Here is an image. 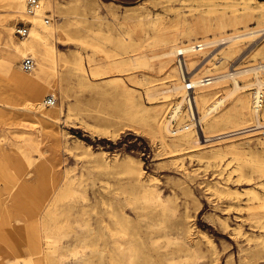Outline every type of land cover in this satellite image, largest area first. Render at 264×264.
<instances>
[{
	"label": "rangeland",
	"instance_id": "374dc122",
	"mask_svg": "<svg viewBox=\"0 0 264 264\" xmlns=\"http://www.w3.org/2000/svg\"><path fill=\"white\" fill-rule=\"evenodd\" d=\"M260 2L264 4V0H43L41 17L44 21L52 18L49 24L55 29L46 39L56 53V77L45 79L44 85L51 91L39 103L52 107L44 101L53 96L51 92L55 94L58 149L50 144L44 121L23 113L18 105L24 93L19 89L20 82L2 72L5 50L10 46L0 32V142L4 148L0 152V178L14 180V174L30 171L28 179L37 180L49 170L59 173L60 180H73L76 188L72 190L70 185L62 190L56 201L61 210L52 218L44 217L51 220L55 239L43 238L40 264H52L49 252L53 246L62 253V264H79L81 258L86 259L85 264H128L125 250L132 264H264V209L257 210L260 223L249 217L248 210L249 204L264 202V188L260 186L264 183V134L205 141L203 133L209 136L210 131L203 122V133L190 127L165 135L163 144L141 120L144 109L163 101L161 96L157 102L144 97V67L134 69L138 83L126 80V65L116 73L118 78L110 75L91 82L85 81L81 71H71L76 59L84 61L90 54L108 55L106 59L122 62L135 53L160 50L153 44L161 33L156 25L177 31V41L182 42L200 38L201 34H191L192 27L204 18L214 24L215 16L222 11L227 15L251 11L247 26L258 27L264 13ZM12 12L0 7V31L10 24L16 42L30 35L19 38L15 34L18 24L30 23V28L41 31L36 17ZM227 30L233 32L231 27ZM228 45L203 50L199 67L208 60L217 65L223 62ZM263 46L264 34L243 39L240 51L223 64L227 69L259 65L264 62ZM36 49L26 52L36 59L33 72L22 70L23 58L15 63L23 75L37 72L41 46ZM173 67H166V72L172 74ZM245 79L252 80V76ZM122 80L130 84L136 107L120 86ZM177 100L172 97L167 102L173 106ZM188 108L184 102L185 124L190 123ZM220 128L225 126L216 130ZM28 133H32L42 154L27 142ZM176 156L180 164H175ZM103 157L110 161L116 157L115 171L120 172L119 180L108 177L119 192L116 198L109 196L110 210L102 204ZM128 164L143 168L148 189L132 186ZM155 190L168 207L164 214L154 211V204L145 197ZM69 205L74 209L68 211ZM14 239L16 252L29 258L27 244L18 237ZM115 240L122 243L123 253ZM177 248L182 250L171 255ZM5 253L7 262L0 260V264H16L14 253Z\"/></svg>",
	"mask_w": 264,
	"mask_h": 264
},
{
	"label": "bare ground",
	"instance_id": "6f19581e",
	"mask_svg": "<svg viewBox=\"0 0 264 264\" xmlns=\"http://www.w3.org/2000/svg\"><path fill=\"white\" fill-rule=\"evenodd\" d=\"M258 4L264 9L263 3ZM0 7L13 11L12 13L17 16H19L18 13L26 12L24 0H0ZM46 7H49L47 2ZM32 16L36 17L35 20L41 31L31 27L29 30L30 39L27 38L18 43L14 39L13 27L10 24L1 28L0 32L5 39L4 43L10 46L5 50V61L1 69L14 82L21 83L19 89L24 93V98L18 100V105L22 107L23 113L36 116L44 121L48 129L45 134L52 147L58 149L56 125L59 116L58 107L52 105V107L46 108L39 103L40 98L51 91L50 87L44 85L45 79L56 77L54 75L56 53L46 39V35L52 36L55 29L47 21H44L40 10ZM251 16V11L233 13L232 15H227L225 11H222L215 16L214 24L204 18L190 30L192 35L201 34V39L187 38V42L177 41V31L166 30V27L156 25L157 30L161 33L154 39L153 44L159 46L160 50L135 53L127 61L122 62L116 59H106L109 57L108 55L96 57L95 54H90L84 57V61L82 58L76 59L71 64V71L76 74L81 71L85 81L91 82L93 79H101L110 75H112L110 76L112 79L118 78L116 73L122 71L121 67L126 65V71H129L126 80L130 83H138L140 80L134 74V69L144 67L142 74L144 76L142 84L144 97L150 102H157L161 96L163 101L149 109H144V116L141 120L143 126L155 132L163 144L165 135L181 132L190 127H195L199 134L203 133V122L210 131L209 136H205L203 133L205 141H224L244 134H264V62L259 65H248L235 69H227L223 64L224 60L240 51L243 39L264 34V13L258 27L247 26ZM228 27H231L233 32L229 33ZM243 27L244 29L241 30L240 28ZM225 43L229 45L224 57L221 58L223 62L217 65L208 60L207 63L199 67L203 50ZM37 45L41 46V62L37 72L27 76L23 75L15 63L20 58L24 59L27 56L35 59L32 54L26 56V52L37 50ZM139 48H141L140 45H138ZM261 51L264 54V46ZM169 65H174L172 74L166 72V67ZM48 66H51L53 71L48 69ZM34 70L35 68L26 73L29 74ZM193 71L195 72L193 73ZM248 76H252V80L245 79ZM241 79L243 82L240 81ZM114 81L116 82V79ZM228 81L231 82V85H227ZM119 84L130 97L132 106L136 107L137 103L134 101L130 84L123 80L119 81ZM51 94L55 95L52 92ZM261 95H263L262 102L259 101ZM172 97L178 99L173 106H171L172 102H167L171 101ZM184 102L188 104L187 111L190 113V123L187 124L182 122ZM140 104L142 105V103ZM173 123L175 124L173 125ZM221 126H225V128L216 130ZM199 141L201 142L200 139ZM27 142L32 143L36 151L40 150L32 133L27 134ZM3 151L4 148L0 142V152ZM39 152L42 154L41 150ZM116 160V157L111 161L107 160V157H103L102 163L105 177L101 180L103 184L102 204L109 210L112 208L109 196L116 198L119 195L118 188H115L108 180V177H113L115 180L120 179V172L115 171ZM177 160L176 156L174 162L180 164ZM126 170L130 174L128 179H131L132 186L140 185L145 190L148 189L144 184L145 175L142 167H133L128 164ZM30 175L31 172L27 171L21 176L14 174L17 177L14 180H10L8 177L0 178V260L2 261L7 262L8 255L5 251L10 250L14 253L13 262L16 264H40L44 254L43 238L53 240V242L55 239L50 219L44 217L52 218L61 210L56 201L62 190L69 189L70 185V189L75 188L73 180H60L59 173L56 174L54 171L43 172L42 177L39 176L37 180L28 179ZM260 186L264 188V183H261ZM253 193L254 196L257 195L255 192ZM147 195L150 196L145 197L154 204L152 206L154 211L160 210L163 214L167 211L168 207L158 191L155 190ZM157 202L160 204H156ZM248 206L249 217L260 223L261 216L257 210L264 209V202ZM66 208L68 211L74 209L73 205ZM14 236L18 237L21 243L27 244L29 258L24 259L22 254L16 252ZM168 241H171L170 237ZM115 242L119 251L123 253L122 243L119 240H115ZM168 244L166 247L169 246ZM181 250V248L172 250L171 255ZM49 253L53 257L52 264H62L63 255L58 251L57 246H53ZM124 256L128 264H132V259L126 250ZM22 259L24 260L22 261ZM85 261L86 259L81 258L78 262L85 264Z\"/></svg>",
	"mask_w": 264,
	"mask_h": 264
},
{
	"label": "built area",
	"instance_id": "2783aa9c",
	"mask_svg": "<svg viewBox=\"0 0 264 264\" xmlns=\"http://www.w3.org/2000/svg\"><path fill=\"white\" fill-rule=\"evenodd\" d=\"M43 0H25L26 3V15L32 16L35 14V12L39 11L42 7ZM47 14H50L47 12ZM48 23L52 21V18L46 17L45 19ZM30 30V23H22L16 25L15 28V34L19 38H27L29 35ZM22 70L25 72H30L36 67V60L32 58L31 56H27L23 59L21 64ZM259 101H263V95L259 97ZM56 103V99L53 96H48L45 101L44 105L46 106H52Z\"/></svg>",
	"mask_w": 264,
	"mask_h": 264
}]
</instances>
